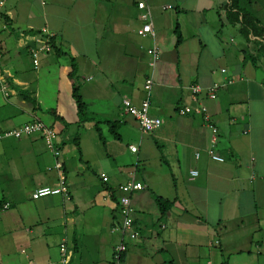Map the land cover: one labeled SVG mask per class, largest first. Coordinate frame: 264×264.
Wrapping results in <instances>:
<instances>
[{"label": "crops", "instance_id": "0c3cea01", "mask_svg": "<svg viewBox=\"0 0 264 264\" xmlns=\"http://www.w3.org/2000/svg\"><path fill=\"white\" fill-rule=\"evenodd\" d=\"M4 2L0 127L39 119L57 130L70 199L33 198L59 181L41 134L0 139V264H63L65 238L74 249L71 264H116L122 241L120 264H264V51L228 20L230 0H148L155 37L138 34L136 0ZM44 27L56 33V46L35 70L19 35ZM154 44L162 56L152 70L147 51ZM149 74L150 114L164 123L142 134L122 100L140 104ZM75 80L97 125L79 116ZM215 82L226 83L217 98L205 90L201 98L219 128L215 152L223 162L209 154L212 130L203 117L177 112L192 103L191 85ZM93 128L97 141L87 136ZM135 169L145 187L131 195L140 236L130 239L113 227L122 222L119 186Z\"/></svg>", "mask_w": 264, "mask_h": 264}, {"label": "built area", "instance_id": "2783aa9c", "mask_svg": "<svg viewBox=\"0 0 264 264\" xmlns=\"http://www.w3.org/2000/svg\"><path fill=\"white\" fill-rule=\"evenodd\" d=\"M4 3V0H0V7L3 6ZM136 4L137 7L142 10L141 19L143 21V25L138 30V34L142 37H155L156 33L152 25V13L148 4V0H136ZM171 8H173L172 5L162 6L163 10ZM19 38L22 41V45L28 50L33 63V68L35 70L41 67V57L55 50L56 33L46 27L36 32H21ZM147 52L149 55V67L153 70L161 59L162 51L158 44H154L148 49ZM222 71L225 72L226 69L223 68ZM89 79L91 78H88V80ZM231 83V80L227 81V84ZM154 84V77L152 74H149L144 84V89L146 90L147 97L140 104L134 103L133 100L129 97H124L122 100L124 112L135 117V119L138 121L142 134L153 133L154 131L158 130L164 123L162 118L150 114L151 96ZM224 85H226V83L215 82L205 89L198 84L191 85L190 97L192 103L180 105L177 107V112L180 115H200L203 117L206 125L209 126V128L212 130L209 154L214 160L219 162H223L225 160L222 155L215 152L216 144L219 139V128L213 122L211 114L209 112V108L202 101L201 94L205 90L207 98L216 99L217 92ZM1 89L5 91V95H9V89L5 85H3ZM36 133L41 134L47 146V149L53 154L55 158L54 168L59 173V181L54 186L47 185L37 188L33 193V198L39 199L48 195L65 194L67 196V199H70L68 182L63 171V161L61 160V139L57 130L39 119L28 121L25 124L15 128L3 129L0 127V139H20ZM130 149L132 152H138L139 150L136 145H131ZM198 156L199 153H197V157ZM51 168L52 167H50V169ZM191 173L193 177L198 175L197 170H193ZM135 175L136 169L131 172L130 180L119 186V191L121 192V194L118 198V204L120 213L122 215V222L120 225L113 227V231H120L123 237L127 236L130 239H136L140 236V231L135 224V208L133 206L131 195L133 192L142 190L145 187L142 182L136 180ZM102 177L104 181L109 180V177L105 174H103ZM4 208H8V204H6ZM126 250L127 244L124 241H122L114 248V261L116 264H120L123 254ZM60 251L62 263L71 264L72 258L74 256V249L69 244L67 238L62 241ZM23 252H25V250H23ZM29 264L36 263L34 261H30Z\"/></svg>", "mask_w": 264, "mask_h": 264}, {"label": "trees", "instance_id": "16d2710c", "mask_svg": "<svg viewBox=\"0 0 264 264\" xmlns=\"http://www.w3.org/2000/svg\"><path fill=\"white\" fill-rule=\"evenodd\" d=\"M252 0H230V2L225 7V14L228 20L239 27L241 32H243L246 37L256 38V43L261 46V49L264 51V23L256 16L255 12L248 7L252 5ZM4 21L8 24V19L5 15H1ZM178 39L177 45L182 41L180 31L177 28ZM73 95L76 100L78 111L83 120L88 114V107L86 101L78 93V88L74 87ZM88 118V117H87ZM110 122V121H107ZM97 123L100 122H96ZM116 122H110L114 127ZM82 125V124H81ZM114 135L118 137V131L114 132ZM162 201V199L160 198Z\"/></svg>", "mask_w": 264, "mask_h": 264}, {"label": "rangeland", "instance_id": "374dc122", "mask_svg": "<svg viewBox=\"0 0 264 264\" xmlns=\"http://www.w3.org/2000/svg\"><path fill=\"white\" fill-rule=\"evenodd\" d=\"M254 0H252V2H253ZM258 1V4L260 5V3H261V7H263L262 8V10L261 11H259V10H254V6H253V3H252V5H249L248 7L252 10V12H255V14H256V16L261 20V18H262V22L264 23V4H262L263 2L261 1V0H257ZM259 5H257V8H258V6ZM96 76V75H95ZM86 83H89V84H91V83H97V78L94 80V81H90V82H86ZM83 85V84H82ZM80 86H81V83H80V85L78 84V81L77 80H75V87L76 88H78V93L80 94ZM96 86H97V84H96ZM82 91H83V89H82ZM92 109H95L96 111L95 112H97V103H95L94 105H93V107H92ZM79 116H80V114H79ZM86 117H88V120L89 121H91V119H95L93 122H94V124L99 120L98 119V117H97V114H94V116L93 115H90V114H88ZM92 117V118H91ZM80 118H81V116H80ZM87 119V118H86ZM87 136L89 137V136H91V140L93 141V139L94 140H96L97 141V133H96V130L93 128V130H90V131H87ZM107 139L108 140H111L112 139V141H114L115 143H118V144H122L123 145V143L122 142H119V141H117V140H115L114 138H112L110 135H108V137H107ZM93 144V143H92ZM93 146V145H92ZM108 146L109 147H111L112 146V143H108ZM88 147H89V145H85V148H86V150L88 151ZM123 147H125L124 145H123ZM126 148V147H125Z\"/></svg>", "mask_w": 264, "mask_h": 264}]
</instances>
